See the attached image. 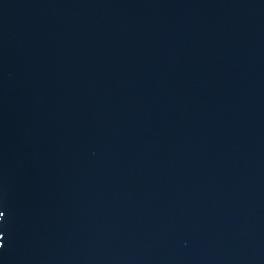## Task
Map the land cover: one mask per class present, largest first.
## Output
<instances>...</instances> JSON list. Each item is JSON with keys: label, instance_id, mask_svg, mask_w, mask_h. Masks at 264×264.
I'll list each match as a JSON object with an SVG mask.
<instances>
[{"label": "water", "instance_id": "1", "mask_svg": "<svg viewBox=\"0 0 264 264\" xmlns=\"http://www.w3.org/2000/svg\"><path fill=\"white\" fill-rule=\"evenodd\" d=\"M0 264H264V0H0Z\"/></svg>", "mask_w": 264, "mask_h": 264}]
</instances>
